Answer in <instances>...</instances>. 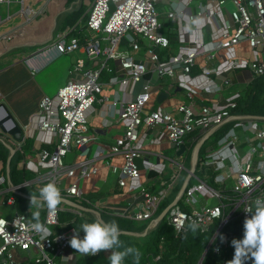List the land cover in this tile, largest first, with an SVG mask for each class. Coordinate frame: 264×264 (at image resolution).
<instances>
[{"label":"built area","instance_id":"obj_1","mask_svg":"<svg viewBox=\"0 0 264 264\" xmlns=\"http://www.w3.org/2000/svg\"><path fill=\"white\" fill-rule=\"evenodd\" d=\"M160 1L94 0L88 8L83 40L76 36L68 40L70 27L58 33L54 46L61 54L81 51L85 56L76 58L70 79L56 95L46 94L39 102L38 128L51 133L56 141L51 149L39 151V158L48 170L35 179L33 186L39 190L48 182H55L63 198L100 214L107 212L139 223L148 222L147 233L159 224L157 213L161 205L176 190L186 171L187 177L182 181L186 187L183 192H177L180 198L164 220L174 229L176 237L190 233L193 221L202 233L218 222L209 242L220 254L222 248L231 246L235 238L234 233L224 228L236 216L250 217L253 213L245 209L254 211L256 198L264 197V115L261 119H245V116L232 114L235 98L211 105L198 100L205 98L204 90L216 92L232 84L224 73L248 69L253 79L264 78V54L261 59L257 57L264 47V0H232L235 8L228 18L221 9L224 0H209L196 12L189 11L191 0H181L178 7L166 10L165 14L156 7ZM14 3L21 5L20 12L26 18L24 23L33 19L31 0H0V6L5 5L8 11ZM196 19L211 24L213 30L209 42L203 41L197 24L195 28L190 26ZM4 21L0 16V43L23 34L24 23L10 29L5 28ZM173 24L177 25L176 29H171ZM186 34L190 35L189 42L184 39ZM171 37H177L185 44L177 53L165 55L166 52L161 51L169 47ZM243 43L255 53L252 60L233 56L235 49ZM201 54L209 59L217 54L225 57L224 67L211 68L206 61L199 65L204 81H199L193 74ZM111 60H118L124 73L110 80L118 84L123 93L119 100L111 101L114 106L120 105L119 122L123 132L114 145L94 149L89 155L92 129L87 114L96 103L110 102L109 95L103 93L100 78L103 71L113 72ZM165 78L173 80L169 88L177 84L188 90V100L175 108L176 113L149 106L153 94L166 91L162 84ZM137 85H140L138 91L127 100L125 95L129 90L134 92ZM232 121L235 123L219 139L218 148L208 150L204 157H199V149L194 148V168L188 169L184 162L171 160V172L165 178L163 162L144 163L143 169L138 163L145 142L156 143L166 134L170 143L180 149L189 137L194 141L204 139ZM155 129H160L158 136L153 134ZM26 136L25 133L19 141V150H22ZM74 150L78 153L77 160L66 163V157ZM99 157L106 158L118 186L130 193L128 198L113 202L109 197L92 199L83 194L81 182L98 173L94 162ZM115 157L123 158V164L112 163L110 159ZM152 170L159 172L155 181L160 184V189L156 192L142 181L143 176L150 177ZM192 177L197 179L194 184ZM67 180H70L69 184H66ZM3 181L4 177L0 175V183ZM8 202L15 203V199L9 197ZM41 211L42 222L50 231L43 239L31 229L34 221L29 209L9 218L0 216L4 221L0 226V264H77L82 255L70 246L69 241L76 229L83 238L77 219L89 218L88 212L65 202L52 213L46 207ZM65 213L72 217L64 219ZM221 235L226 237L223 243ZM18 254L27 262H22ZM233 258L225 259L224 264ZM252 262L247 260L245 264ZM125 264L131 263L125 261Z\"/></svg>","mask_w":264,"mask_h":264},{"label":"crops","instance_id":"obj_2","mask_svg":"<svg viewBox=\"0 0 264 264\" xmlns=\"http://www.w3.org/2000/svg\"><path fill=\"white\" fill-rule=\"evenodd\" d=\"M31 1L33 2V5L38 3L36 0ZM81 1L82 0H76L73 4L76 5ZM164 1L165 0H161V4ZM193 1L194 0H191L189 6V11L191 12H196L199 9L200 5L206 4L209 0H199L196 8L191 6ZM225 1L226 0H224V3L221 4V9L223 10L224 16L228 18L229 13L232 10L230 11L223 7ZM52 2L53 0H47L44 5L45 11L47 13L42 16L44 18V21H40V23L43 24L35 28H28L27 25L33 23L34 21H37L38 16H35L31 21L27 23H24V20L22 23H24L25 30H23V34L20 35L22 36L21 38H19L20 40L15 41L18 39L14 38L19 37L16 36L10 41H5L6 43H9L14 40L12 43L7 44L6 48H0V119L7 113H9L13 117V121L22 128L23 135H25V133L27 135L25 142L22 144V150H19V141L14 139L12 135L4 133L0 129V139L5 142L9 149V155L7 158L6 156L5 158L3 157L5 153H1L0 155V175L4 177V181L0 183V216L6 218L13 216L20 211L16 202H8L9 197H13V195H11V192L13 191L11 190V188H13V186L9 185L10 180L7 179L8 159L9 157H11L12 161V157L15 153L22 154L20 160L18 161L17 168L21 171H24V174L28 175V180L25 181V183L20 186H14V191H17L21 195H28L26 193V189L23 187L31 186L34 193L38 195L39 192L35 189L33 183L35 182L36 178H39L40 175L45 174L48 170V166L39 158V151L43 148L51 149L56 141L55 136H53L51 133H49L48 131H42L38 128L40 118L36 115V113L39 109V102L41 98L46 94L55 96L58 89L66 84V82L70 79V70L75 66L74 62L76 58L78 56H85L81 51L73 52L70 54H61L54 46V42L57 39V35L60 31L56 34L55 40L47 44V42L53 37L51 33H46L47 28L51 24L49 22V17L51 15L50 5ZM83 3L87 5L86 2L83 1ZM180 3L181 0H170L169 6L171 8H167V11L173 10L174 7H178ZM73 4H71V6ZM19 6H21L19 5V3H14L8 11V8L5 5H2V7H4V9L7 10L8 13L12 12L8 14L6 18H3L5 20V28L13 29L22 24L19 22L21 20L20 16L23 15L20 12L21 10L13 11L16 7ZM190 26L193 28L196 27V25L192 21L190 22ZM197 26L199 31H201L203 41L209 42L212 38L211 33L213 30L211 24L208 21H202ZM84 28L85 25H82L80 33L74 35L69 34L68 40L72 36H76L83 40L85 33ZM176 28L177 25L175 24H173V26L171 27V29ZM64 30H61V32ZM38 33L40 34L39 37L37 36ZM185 38L186 42L190 41V35L186 34V36H184V39ZM170 39L171 42L169 47L161 51L162 53L166 52L165 55L177 53L180 49V46L185 44L184 42H181L177 37H171ZM5 42L0 43V46H2V44ZM18 48H20V52L17 55H14L10 60L6 59V57H3L5 52L9 50L11 52L12 50ZM260 50L261 51L257 53L258 59H261L263 57L264 47ZM233 56L252 60L255 57V53H253L247 43H243L235 49ZM224 59L225 57L221 54H217L216 57H213L211 59L207 58L206 55L201 54L197 57L196 65L193 69V74L198 77L199 81H204V77L199 73V65L206 61L208 66L211 68L215 66L224 67ZM110 64L114 69L113 72H109L106 70L103 71V74L101 76V82L103 83V93L109 95L110 102L96 103L88 111L87 114V120L92 129V142L88 146L89 155L93 154L94 149L98 150L100 149V147L109 148L111 145H114L123 132V125L119 122L120 105L118 104L114 106L113 104H111V101L116 99L119 100L121 97H123V93L120 90L119 85L111 83L110 80L116 75L123 76L124 73L120 70V64L118 60H111ZM223 76L228 77L231 80L232 84L224 87L223 90L216 92L204 90L205 98L202 99L203 101L198 100L199 103L207 105H211L216 102L226 103L229 98H231L232 100L235 98L234 100L237 102V100L242 97L247 85H249L255 79H253V77L251 76V72L248 69H238V71L233 74L224 73ZM166 79L170 78H165L162 83L165 85L164 89L166 91L160 92H165L166 96L160 99V93L157 95L153 94L149 106L153 107L154 109H163L166 111L171 110L173 113H176L175 108L180 103L188 100V90L177 84L173 88H169L168 85L172 83L173 80L170 79V81L167 82ZM139 87L140 85H137L133 90L134 92L132 93V90L128 89L129 91L125 95V98L127 100L132 98V95L136 93V91H138ZM239 115L245 116V119L262 118V116L251 114ZM12 125L13 123L10 122L9 127H11ZM159 132L160 129H155L153 131L154 136H158ZM196 137L197 136H195V138ZM205 138L204 143L199 148V157H204V155L207 154L208 150H214L219 146V139L216 140L214 133ZM202 140L203 139L199 138L198 141H194V138L189 137L186 140L185 151H183V153L181 154H178V151L181 148L176 149L170 143L167 135L165 134L156 143L145 142L144 145H142V156L138 159V163L143 169L144 163L161 161L165 164V168L162 174L165 178H168L171 172V167L169 166L171 160H179L180 157H183L184 153L188 150V147L192 149L191 164L190 166H187L185 161L181 162H184L188 169L194 166V148ZM26 142H28V146L25 148L23 146ZM193 142L195 143L193 144ZM10 146L15 149V152L13 154L11 153V150L9 148ZM172 150L175 151V156H172L170 154V151ZM77 155V152L75 153V151H72L69 154V159L71 161H75L77 160ZM110 161L119 165L123 164V158L121 157L112 158V160L110 159ZM94 163L98 166V173L90 178H85L82 180L81 187L83 190V194L86 197L92 199H103L109 197L113 202H119L121 199L128 198L130 193H127V189L120 188L118 186L115 174L110 172V169L106 164V158L99 157L95 160ZM4 168H6V172H2ZM152 172H154V174L152 176L150 175V177L143 176L142 181L143 183H145V185L150 186L152 191L156 192L160 189V184L155 181L156 176H158L159 172L156 170H152ZM184 179H186V176ZM192 179L193 177L191 178V182ZM5 180L7 181V183H5ZM182 181L179 190L182 189V186L184 184L182 183ZM67 183L69 184L70 180H67L66 184ZM174 192L175 191H173V193ZM173 193L171 195H173ZM176 196L174 197V199L176 198ZM28 197L30 199V195H28ZM13 198L15 199V197ZM29 199L25 202V210L30 208ZM32 211H35V209H33ZM41 214H43L42 211ZM91 214L96 218L99 217V215H97L96 213L91 212ZM18 256L22 262H27L23 255L21 256L20 254H18Z\"/></svg>","mask_w":264,"mask_h":264},{"label":"trees","instance_id":"obj_3","mask_svg":"<svg viewBox=\"0 0 264 264\" xmlns=\"http://www.w3.org/2000/svg\"><path fill=\"white\" fill-rule=\"evenodd\" d=\"M74 1L76 0H53L50 5L51 15L49 17L50 26L47 28V34L51 33L53 36L51 40L47 42H52L56 38V34L61 30H64L68 26H70L69 34L74 35L81 32V24L85 25L86 19L88 17V6L83 3V1L74 5ZM71 4H73L71 6ZM39 37L40 34L38 33ZM22 36L16 37L14 39H18L15 41H19ZM14 41V40H13ZM3 43L0 48L7 47V44L12 43ZM20 48L14 49L10 52L7 51L3 55L6 59H11L14 55H17L20 51ZM10 52V53H8ZM8 53V54H7ZM232 114H251L257 116L264 115V78L257 77L255 78L249 85H247L246 89L243 92L242 97H240L236 106L231 108ZM232 121L230 123H226L222 125L215 133L214 136L216 140L220 139L234 124ZM195 143V142H194ZM193 143V144H194ZM28 142L24 144L23 147H27ZM4 154V158L9 155V149L4 141L0 139V155ZM22 154L15 153L12 157V161L10 164V186H20L25 181L28 180V175L24 174V171H21L17 168L18 161L20 160ZM2 172H6V168L3 169ZM210 172V170L208 171ZM154 172L150 175L152 176ZM5 183L7 181L5 180ZM211 180V184H212ZM26 189V193L30 195V192H33V188L31 186L23 187ZM180 189L178 186L171 195L170 199L164 202L157 216L161 213V211L173 201L176 193ZM11 195L15 197V202L19 207V212L25 211L26 204L25 202L29 199L28 195H21L17 191H12ZM89 218H78L77 226L80 228L81 224L84 222H91L96 217L91 214V212L87 213ZM91 214V215H90ZM71 214L65 213L63 214L64 219L71 218ZM44 219V215L41 214V220ZM101 219L104 222L116 221L121 231L128 230L134 231L138 233H142L141 236H135L128 233L121 234V241L125 247H135L140 252V261L139 264H147L151 262L153 264H198L210 238L213 236L214 232L218 227V222H215L211 229L207 232H200L199 229L196 231H190L187 235L176 237L174 229L167 225L165 220L159 222V224L154 228L149 230L147 233L146 229L148 227V222H136L131 221L129 219L121 218L115 215H111L107 212L101 213ZM244 221L245 219L242 217L236 216L235 219L224 228L226 231H231L235 234L234 239H242L244 235ZM81 235L84 236V232L81 229ZM217 243V242H216ZM220 243V242H219ZM235 249L234 247L228 246L223 247L220 254H217L213 246L209 249L207 255L205 256L202 264H224V260L234 256ZM111 255V250L107 252H100L95 256L90 255H82L78 260L77 264H102V263H110L109 256ZM131 264H134L133 258L128 257L125 260ZM253 264V262L251 263Z\"/></svg>","mask_w":264,"mask_h":264},{"label":"clouds","instance_id":"obj_4","mask_svg":"<svg viewBox=\"0 0 264 264\" xmlns=\"http://www.w3.org/2000/svg\"><path fill=\"white\" fill-rule=\"evenodd\" d=\"M193 23L198 25L201 21L196 19ZM38 192V195L30 192L29 212L31 220L34 221L31 223V229L43 239L50 235V231L41 220V210L46 207L49 213L56 211L63 202V197L56 183L51 181L39 188ZM33 209L35 211H32ZM254 209V211L251 208L245 209L246 212L253 214L244 221L243 238L232 240L234 258L227 264H245L247 260H252L253 264H264V197L256 198ZM3 224L4 221L0 220V226ZM198 227L195 221L190 225L192 231H196ZM80 229L84 232L83 238H80L79 230L76 229L69 241L70 246L79 254L95 256L111 250L110 264H125L128 257L133 258L134 264H139V250L123 245L120 239L121 229L116 221L104 222L97 217L91 222L82 223ZM220 241L225 242L226 237L221 235Z\"/></svg>","mask_w":264,"mask_h":264},{"label":"water","instance_id":"obj_5","mask_svg":"<svg viewBox=\"0 0 264 264\" xmlns=\"http://www.w3.org/2000/svg\"><path fill=\"white\" fill-rule=\"evenodd\" d=\"M165 96H166L165 92H162V93H160L159 98L162 99V98L165 97ZM6 113H7V112H6ZM10 122L13 123V125H12L11 127H9ZM0 129H1L4 133H8V134L12 135V137H13L14 139H16L17 141H21L22 138H23V131H22V128H21L18 124H16V123L13 121V117H12L9 113H7L5 116H3V117L0 119ZM208 136H209V134H208L206 137H208ZM205 139H206V138H205ZM205 139H203L202 141H200V142L196 145L195 149H196V148L199 149V148L202 146V144L204 143ZM9 148H10V150H11V153L13 154V153L15 152V149H14L13 147H11V146H10ZM185 149H186V145H182V146H181V149L178 151V154L183 153V151H185ZM10 161H11V157H9V159H8V163H7V170H8V171H7V179H8V180H10V176H9ZM193 168H194V167H193ZM188 178H189V177H188ZM185 187H186V183L183 184L182 189L180 190V193L183 192V190L185 189ZM180 193L176 196V198H175L170 204H168V205H167V206L161 211V213H160L159 216L157 217V219H158L159 221H162V220L165 218V215H166V213L169 211V209H170L173 205H175V204L178 202V200H179V198H180ZM63 202H66V203H68V204H71V205H73V206H76V207H78V208H80V209H83V210H85V211H87V212L96 213V214L99 215V217H100V219H101V214H100L99 212L93 210V209L83 207L82 205H79V204H77V203H75V202H73V201H71V200H69V199H66V198H63ZM121 233H128V234L135 235V236H141V235H143L142 233H138V232H134V231H128V230H122ZM210 248H211V242H209V244L206 246V248H205V250H204V252H203V254H202V256H201V258H200V260H199V262H198V264H202V262H203L205 256L207 255V253H208V251H209Z\"/></svg>","mask_w":264,"mask_h":264},{"label":"rangeland","instance_id":"obj_6","mask_svg":"<svg viewBox=\"0 0 264 264\" xmlns=\"http://www.w3.org/2000/svg\"><path fill=\"white\" fill-rule=\"evenodd\" d=\"M38 3L37 4H34V5H32L30 8H31V13L33 14V12L36 14L35 16L37 17L38 16V18H37V21H34L33 23H31V24H28L27 25V27L28 28H35V27H38V26H40L41 24H43V23H40V21H44V18L42 17V16H44L47 12L45 11V8H44V5H45V3L47 2V0H36ZM82 1H84V2H86L87 3V6H88V8H89V6L92 4V2L94 1V0H82ZM215 1H219V0H215ZM199 2V0H194L193 1V3H192V5L191 6H193V7H195L196 8V5H197V3ZM205 2V1H204ZM207 2V1H206ZM20 5V4H19ZM170 0H165L162 4H161V2H159V3H157V5H156V7H157V9L160 11V13L161 14H165L167 11V8H171L170 6ZM111 6L113 7V5L111 4ZM223 7L224 8H226V9H228V10H233L234 9V4H233V1L232 0H226L225 1V4L223 5ZM22 8H21V6H19V7H16L13 11H18V10H21ZM10 13H12V12H10ZM0 14H1V16H2V18H6L7 17V15H8V12H7V10H5L4 9V7H2V5L0 6ZM24 15H21L20 17H21V20L19 21L20 23H22L24 20H26V18L25 17H23ZM35 16H33V18L35 17ZM162 18H166V16H162ZM19 23V24H20ZM81 27H82V25H80ZM25 30V29H24ZM84 31L86 32V29L84 28ZM24 32V31H23ZM167 80V82H169L170 81V79H166ZM100 81H101V78H100ZM57 93V92H56ZM192 149H190V147H188V150L184 153V156L183 157H177V158H179V160L180 161H185V163H186V165L187 166H190V164H191V159H192V151H191ZM75 151V150H74ZM75 153H76V151H75ZM241 153H243V150H241ZM70 154V153H69ZM170 154L172 155V156H175V151L174 150H172V151H170ZM189 155V156H188ZM188 157H189V159H188ZM65 161H66V163H72L73 161H71L70 159H69V155L66 157V159H65ZM199 173L202 175L203 173L201 172V171H199ZM185 176L187 177V172L185 171L184 173H183V175H182V177H181V180L182 179H184L185 178ZM197 182V179L195 178V177H193V179H192V184H194V183H196ZM181 185V183L178 185V186H180ZM91 215V214H90Z\"/></svg>","mask_w":264,"mask_h":264}]
</instances>
